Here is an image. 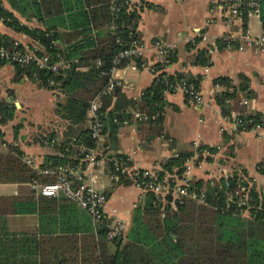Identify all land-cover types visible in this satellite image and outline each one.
Returning <instances> with one entry per match:
<instances>
[{"label":"crops","instance_id":"obj_1","mask_svg":"<svg viewBox=\"0 0 264 264\" xmlns=\"http://www.w3.org/2000/svg\"><path fill=\"white\" fill-rule=\"evenodd\" d=\"M0 1L24 26L42 29L46 26V14L57 10L60 3V0H43L40 6L43 18L38 21L32 16L30 6H22V0H13L12 6L8 0ZM143 1L135 30L143 45L145 66L117 67L112 77L118 84L111 94L100 99L106 111L114 112L121 106L119 110L127 116L117 127L112 141L104 134L105 152L127 157L132 169L159 170L167 158L188 151L192 153L187 159L191 180H211L215 176L218 179L232 171L243 170L249 185L264 190V46L227 49L218 41L224 34L241 42L239 34L243 27L251 36L261 35L264 30L258 17L250 16L240 23L225 17L215 0ZM0 33L10 36L20 47L45 53L35 39L12 30L1 19ZM65 33L62 34L66 38ZM154 40L170 44L175 51V61L167 64L164 71L198 75L197 89L202 97L201 101L194 102L178 89L164 93L166 104L157 125L148 119L138 120L134 114L140 111L132 103L154 78L149 69L154 61ZM51 42L61 43L59 40ZM199 48L208 54L206 69L187 62V56ZM128 69L134 73L127 74ZM223 76L233 84L239 83L242 76L246 78L252 96L240 99L244 106L242 113L259 114L263 124L236 131L235 112L229 116L221 114L213 96L223 87L212 81ZM58 96L56 90L39 88L24 74L15 76L10 63L1 65L0 102L13 105L14 109L11 119L0 122V153L6 152L7 146H15L21 152L20 161L35 174H51L43 170L54 167L41 164L44 155L56 151L52 141L47 143L42 136L49 130L59 133L62 129V121L54 112ZM200 146L204 147L202 158L195 162ZM86 178H91L106 195L104 215L118 218L126 229L131 210L141 199L140 187L133 183H116L98 168L88 170ZM32 182L38 181L33 178L29 182H0V196L16 202L6 208L0 206V238L15 236L21 242L35 241L38 264H98L94 260L98 253L97 230L91 216L67 199L33 194Z\"/></svg>","mask_w":264,"mask_h":264},{"label":"trees","instance_id":"obj_2","mask_svg":"<svg viewBox=\"0 0 264 264\" xmlns=\"http://www.w3.org/2000/svg\"><path fill=\"white\" fill-rule=\"evenodd\" d=\"M8 1L12 6L13 0ZM22 1L23 7L30 6L35 19L42 20L40 6L43 0ZM143 4L141 0L131 11L120 9L117 17L113 18L109 0H60L58 9L46 14V26L42 29L21 24L0 1V19L6 26L35 39L51 60L59 56L67 63L56 74L47 68L37 69L33 63L25 66L10 63L15 76L24 74L37 87L56 90L60 94L58 97H61L59 100L56 97L54 112L62 121V129L59 133L49 130L42 136L47 143L52 141L56 153L44 155L41 165H77L82 157L80 147H92L87 109L95 97L100 101L101 131L109 141L113 140L117 127L127 116L123 110H119L121 106L114 112L105 110V104L100 99L111 94L115 87L101 94L108 78L101 72L110 66L115 53L133 39L138 40L135 26L138 10ZM258 6V19L264 30V0H258ZM110 25H115V29ZM63 32H66V38ZM51 40L61 43L56 45ZM13 41L10 36L0 33V46L10 48ZM186 47L188 50L189 45ZM35 54L41 53L35 51ZM175 59V51L168 49L163 54L162 62L152 63L151 67L159 70V73L142 90L138 100L132 102L136 105L135 109L152 117L147 121L155 125L160 123L166 104L164 90L172 91L165 85V80L174 83L184 78L198 88V75L180 71L168 74L164 71V67ZM208 59L207 52L202 48L195 49L187 56V62L194 65H208ZM131 61L140 68V63L145 59L123 58L119 66H126ZM5 63L8 62L0 57V66ZM212 82L223 87L222 91L214 94L213 99L222 115L229 116L235 112L234 119L238 121L236 131L263 124L259 114L242 113L244 106L240 104V99L252 96L245 77L242 76L237 84L224 76ZM184 97L187 98L185 94ZM13 109V105L0 102V122L11 119ZM203 148H197L195 162L202 158ZM103 152L105 157L118 156L106 153L105 149ZM20 154L15 146H7L6 152L0 153V182H29L33 178L40 183L55 180L54 174H35L20 161ZM191 155V152L180 151L174 157L167 158L157 170V175L161 177L167 173L178 176ZM140 172L141 169H138ZM136 178L138 182L146 180L140 175ZM115 181L133 183L131 179L121 177ZM187 191L201 194L203 200L199 202L188 196L174 199L170 194L158 196L144 191L132 208L129 224L121 236L108 240L104 225H97L98 253L94 260L98 264H264V190L249 185L243 170L239 173L232 171L226 177L214 180H191ZM11 205H16V202L0 196V206L6 208ZM110 246L112 250L109 251ZM36 251V243L32 239L21 242L15 236L0 238V264H38Z\"/></svg>","mask_w":264,"mask_h":264},{"label":"built area","instance_id":"obj_3","mask_svg":"<svg viewBox=\"0 0 264 264\" xmlns=\"http://www.w3.org/2000/svg\"><path fill=\"white\" fill-rule=\"evenodd\" d=\"M141 0H109L110 10L113 12V18L117 17V12L120 9L124 11H131L139 5ZM215 4L220 9L225 17L243 23L248 17H258V0H215ZM115 29V25H110ZM239 38L241 42L235 41L234 38L228 35H220L218 41L227 49L235 48L242 49L244 47H262L264 46V32L258 36H251L246 27L242 28ZM117 41V39H116ZM154 50V62H162L163 54L168 49L173 47L170 44L154 40L152 43ZM144 49L139 40L133 39L123 49L115 53L111 59L110 66L103 70L101 73L107 75V83L104 86L101 94L110 92L118 82L113 79L112 74L119 66L121 59L132 57H143ZM0 57L4 58L8 63H16L20 66H25L33 63L37 69L47 68L52 73L56 74L62 71L67 63L63 58L56 56L51 60L46 54H35V49L20 47L16 41H13L10 48L0 46ZM99 63L98 61L96 62ZM126 66L134 69L137 68L133 61L129 62ZM145 62L140 63V67H144ZM207 64L203 65L206 69ZM149 69L155 76L159 70H154L151 65ZM165 85L168 89H178L183 95L185 94L189 99L194 102L201 101L202 97L197 88L191 83H187L184 78L176 82H168L165 80ZM168 90H164V93ZM100 101L97 97L93 98L87 109V123L90 128V136L93 141L92 147H80L79 152L82 153L77 165H57L56 167L48 170H43L45 173L55 175V180L47 183L32 182L31 189L35 195H43L47 197H63L71 202H74L79 207L84 209L92 218L95 227L103 224L105 228V238L112 239L116 236H121L125 231V224L116 217H106L104 215V206L106 202L105 193L94 184L91 178H86V172L92 168L101 169L105 171V175L110 179H131L133 184L140 187L142 193L144 191H151L155 195L164 196L170 194L172 198H179L181 196H188L197 201H202V195H197L194 192H188L187 188L191 182L190 165L186 160L181 173L177 176L175 174L165 173L161 177L157 175L156 169H132L129 165L128 159L125 156L118 155L112 157H105L104 147V134L101 131L102 122L100 120L99 111ZM134 116L138 120H147L149 117L143 112H135ZM234 124L238 122L233 117ZM25 162L30 164V160L26 159ZM110 166L112 170L109 171ZM140 175L146 178L145 181L138 182L136 180Z\"/></svg>","mask_w":264,"mask_h":264},{"label":"rangeland","instance_id":"obj_4","mask_svg":"<svg viewBox=\"0 0 264 264\" xmlns=\"http://www.w3.org/2000/svg\"><path fill=\"white\" fill-rule=\"evenodd\" d=\"M126 73H127V74H131V73H134V71H131V70L128 69V70L126 71ZM215 177H216V176H215ZM215 177H213V180L216 179ZM202 180L204 181L205 179H202ZM207 180H208V179H207Z\"/></svg>","mask_w":264,"mask_h":264},{"label":"water","instance_id":"obj_5","mask_svg":"<svg viewBox=\"0 0 264 264\" xmlns=\"http://www.w3.org/2000/svg\"><path fill=\"white\" fill-rule=\"evenodd\" d=\"M17 105V104H16Z\"/></svg>","mask_w":264,"mask_h":264}]
</instances>
